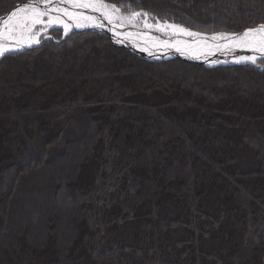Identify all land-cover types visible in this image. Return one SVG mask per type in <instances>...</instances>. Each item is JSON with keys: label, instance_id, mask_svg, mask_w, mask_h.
I'll return each instance as SVG.
<instances>
[{"label": "trees", "instance_id": "1", "mask_svg": "<svg viewBox=\"0 0 264 264\" xmlns=\"http://www.w3.org/2000/svg\"><path fill=\"white\" fill-rule=\"evenodd\" d=\"M102 1L264 24V0ZM0 264H264V59L153 61L91 30L3 56Z\"/></svg>", "mask_w": 264, "mask_h": 264}, {"label": "snow or ice", "instance_id": "2", "mask_svg": "<svg viewBox=\"0 0 264 264\" xmlns=\"http://www.w3.org/2000/svg\"><path fill=\"white\" fill-rule=\"evenodd\" d=\"M50 2V0H45V5ZM65 3L70 4L73 9L82 8V9H92L93 11H98L101 9H107L108 5L99 3V0H65ZM115 11H119V8H116L113 6ZM29 10H31L29 14ZM52 11H62L64 15H67L70 20H73L75 23V27H83L84 25L79 23L77 21V17H82L83 13L75 12L72 10H69V8L65 7L62 9L53 8ZM19 13H25V16L22 21H20L18 24H14V21H16ZM48 15L45 11H40L36 8L33 4H26L22 8H17L16 10L12 11L7 15L6 18L0 19V40L4 38V32L6 31L8 33V38L12 39L14 38V31L16 27L26 28L31 24L33 27L37 24L44 23L42 20V17ZM105 17L109 20L111 23V16L104 12ZM141 13H132L130 17L127 19L134 20L136 17L140 16ZM147 15V14H144ZM86 19H91L95 21V17H87ZM121 19H125L124 17H121ZM62 24L64 28V33L67 35L68 31L72 27V25L64 22L60 16H56L54 18H49L47 21V24L51 26L53 23ZM97 27H101L100 24H96ZM145 27H149L147 22H145ZM168 27L175 30V32L185 35L188 37L194 38L193 42H203V43H215L217 41H223V44H216L217 47H225L228 44H234L236 46L245 47L249 51H252L254 53H259L260 58L264 59V26H261L258 29H248L242 34L239 35H228V34H216L213 35L210 39L207 37H203L202 34L189 31L184 29L183 27L176 26V25H169ZM31 30V29H29ZM160 28H157V31H160ZM164 31H167L165 28ZM129 38H131L132 34L129 33ZM159 43L164 45H169L173 43V39L169 37L168 39L162 40L161 38H156ZM176 43H179V40H176ZM141 50H145L142 48ZM179 47H177V51H179ZM9 51L8 47H5L3 44H0V56H3L5 52ZM239 59L242 60H248L251 61L253 64L257 61V56H246V57H239Z\"/></svg>", "mask_w": 264, "mask_h": 264}, {"label": "bare ground", "instance_id": "3", "mask_svg": "<svg viewBox=\"0 0 264 264\" xmlns=\"http://www.w3.org/2000/svg\"><path fill=\"white\" fill-rule=\"evenodd\" d=\"M60 3V5L69 8V10L75 11V12H79V13H83L82 17H77V21L81 24H85L84 21L89 20L92 21V23H98L97 20H103L106 21L107 25L109 28L113 27L114 30V34L117 38H122V40L125 42L128 41L129 39L134 40L137 42L139 40L143 41V43H147L146 49L148 50V48H150V50L155 51L154 53H168V52H172V51H177V47H179V49H183L185 48L187 45L191 44L194 46H199V47H209L211 45V43H203V42H193L194 38L192 37H188L185 35H181L177 32H175L174 29L168 27L171 24H164V23H158V25H156V28H160V32L161 33H169L170 36L174 37V41L172 44L169 45H164L159 43V41H157V37L161 38L162 40L168 39L165 38V34H156L155 36L152 33V27L153 24L149 23L147 20L145 22H147V24L149 25V27H145L143 26L142 28H138L137 26L132 27L133 29H135L137 31V33L141 34L140 37H135V36H131V38H129L128 32H125L126 26H124L123 24L119 23L117 24V22L115 21V13L110 9H101L98 11H93L92 9H82V8H77V9H73L72 6L70 4L65 3V0H50V2L47 3V5H45V1L44 2H39V3H32L33 5L36 6V8L40 11H45L48 13V15L50 16V18H54L56 17L57 13L60 12L61 14H64L62 11H52L53 8H57L56 5ZM99 3L105 4L103 1L99 0ZM107 5V4H106ZM24 6V5H23ZM23 6H20L19 8H22ZM58 9V8H57ZM31 12V10H29ZM29 12V14H30ZM104 12H107L110 16H111V23L109 22V20L105 17ZM25 16V13H19L18 17L16 19V21H14V24H18L20 21L23 20ZM67 16V15H65ZM64 16V18L62 19L64 22H67L66 17ZM68 17V16H67ZM87 17H95V21L91 20V19H86ZM140 17V16H138ZM136 17V18H138ZM55 24V22L53 23ZM70 24V23H68ZM2 27V26H0ZM34 27L31 25V27H26V28H21L18 27L17 29H15L14 34H17L16 36L14 35V38L9 39L8 38V33L5 31L4 32V38L2 40H0V44H3L5 47H8L9 49L11 48H16V47H21L22 45H24L25 41L30 37V32ZM167 29V31H164V29ZM31 29V30H29ZM145 36V37H142ZM204 37V36H203ZM36 38V37H35ZM208 38V37H207ZM210 39V38H209ZM176 40H179V43H176ZM217 42H223V41H217ZM140 43V41H139ZM138 44V45H142ZM143 47H145V45H143Z\"/></svg>", "mask_w": 264, "mask_h": 264}, {"label": "water", "instance_id": "4", "mask_svg": "<svg viewBox=\"0 0 264 264\" xmlns=\"http://www.w3.org/2000/svg\"><path fill=\"white\" fill-rule=\"evenodd\" d=\"M39 2H41V1H27V2H24L22 4L17 5L9 13H11L14 10H16L20 6H23V5H26V4H32V3H39ZM42 2H44V1H42ZM9 13L4 15L0 19L6 18ZM159 23H163V22H159ZM166 24L174 25V24L169 23V22H166ZM108 26H110V25H107V27L94 28V29L93 28H89V29L90 30H98L100 32L108 34L114 44H116L118 46H121V47H124V48L128 49L129 51L133 52V48L129 47V45L134 46L133 43H135V41L129 39L128 41L125 40V42H124L122 40V38L120 39V38H117L115 36V34L113 32L114 28L113 27L109 28ZM261 26H264V24H261L259 26L253 27V28H248V29H258ZM248 29H245V30H243L240 33H223V34L239 35V34H242L243 32H245ZM81 30H84V29H82V28L71 29V30L68 31L67 35H65V33H64L63 39L66 36H68V34H71V32L81 31ZM193 32H197V31H193ZM197 33H200V32H197ZM200 34H202V36H204V37L211 38L213 35L221 34V33H216V34H213V35H207L205 33H200ZM116 40H118V41L121 40V42H123V44H117ZM223 43L224 42L211 43V45L209 47H199V46H194V45L189 44L185 48H183V49H181L179 51H172V52H168V53H163L165 58H155V56H157L155 54H146V53H139V52H136V54L140 55V56H143V57H145L147 59L153 60V61H162V60H170V59H181V60H184V61H187V62L205 64V65H208V66H218V65H222V64H226V65H252L253 63L251 61L239 59V57H246V56H252V55H256L257 56V61L262 59V58H260L261 54L249 51L245 47L236 46L234 44H228L225 47H217L216 46V44H223ZM13 50L14 49H9V51L5 52V54L3 56H5L6 54H9V53H12V52H16V51H13ZM3 56H0V60H1V58ZM221 61H225V62L220 63Z\"/></svg>", "mask_w": 264, "mask_h": 264}, {"label": "rangeland", "instance_id": "5", "mask_svg": "<svg viewBox=\"0 0 264 264\" xmlns=\"http://www.w3.org/2000/svg\"><path fill=\"white\" fill-rule=\"evenodd\" d=\"M39 1L42 2V1H45V0H39ZM104 3L107 4L108 8H110L115 13L114 16L116 18L115 21L117 22V24L121 23L124 26H126L127 29H125V32H128V34L131 33L133 36L141 38L140 37L141 34L137 33V31L135 29H133L132 27L137 26L138 28H142L143 26H145V21L146 20L149 23L153 24L152 33H153L154 36L156 34H165V33H161L160 31H157L156 25H158L159 22L166 23L168 21L159 20V19L149 15L146 12L131 11V10H129V8H126L124 6L117 7L115 5L108 4L106 2H104ZM113 6H115L116 8H119L120 10L119 11H115ZM56 7L58 9L64 8V6L60 5V3H58L56 5ZM132 13H141V15H140V17L135 18L134 20L130 21L127 18L130 17ZM102 14H104V13H102ZM144 14H147V15H144ZM56 16H60L63 19L65 15L61 14L60 12H58ZM65 17H66V20H67L66 23H70V25H72L70 30L71 29H76L77 27H75L74 21L70 20L67 16H65ZM121 17H124L125 19H121ZM49 18H50L49 15H46V16L42 17V20L44 21V23L37 24V25L34 26V28L30 32V37L25 41L24 45H22L21 47H16V48H11V49H14L13 51L19 52V51H23V50L30 49V48H33V47H39L40 45H42L44 42H46L48 40H52V41H55V42L63 40V37H64L63 25L55 23V24H52L51 26H49L47 24V21L49 20ZM97 22H99L101 27H107L106 21H103V20L101 21V20L98 19ZM84 23H85L84 26L83 27H79V28H82L84 30H90L89 28H93V29L94 28H101V27H97L96 23H92V21H89V20L84 21ZM169 23H172V22H169ZM172 24H174L176 26L183 27L186 30H189V29H187L184 26H181L179 24H175V23H172ZM28 27H31V24H29ZM17 28L18 27H16L15 29H17ZM56 29L60 30L62 32V39H59V38L56 39L54 37L53 31L56 30ZM84 30H81V31H84ZM91 31H98V30H91ZM189 31H192V30H189ZM74 32H79V31H74ZM71 33H73V32H71ZM14 35L16 36L17 34H14ZM68 35H70V34H68ZM207 35H213V34H207ZM142 37H145V36H142ZM164 37L165 38L171 37L173 39V41H174V37L170 36L169 33L165 34ZM116 41H117V44H123V42H121V40H119V41L116 40ZM139 41H140V43H139ZM139 41L137 42V40H136L135 43H133L134 46L129 45V47L133 48V52L134 53L139 52V53H146V54H155V55H157V56H155V58H165V56L161 52L160 53H154L155 51L150 50V48H148V50H147L146 46H149V45H147V43H143V41H141V40H139ZM141 43H143V44L142 45H138V44H141ZM143 45H145V47H143ZM142 48H144L145 50H141ZM223 62H225V61H221L220 63H223ZM222 65H224V64H222Z\"/></svg>", "mask_w": 264, "mask_h": 264}]
</instances>
